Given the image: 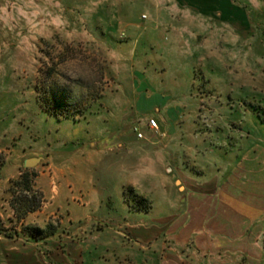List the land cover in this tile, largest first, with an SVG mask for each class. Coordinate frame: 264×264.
<instances>
[{
    "label": "rangeland",
    "instance_id": "rangeland-1",
    "mask_svg": "<svg viewBox=\"0 0 264 264\" xmlns=\"http://www.w3.org/2000/svg\"><path fill=\"white\" fill-rule=\"evenodd\" d=\"M184 100L186 110L168 109ZM179 118L225 140L221 153L250 154L264 172V0H0V168L7 158L39 159L32 168L21 161L6 202L40 200L44 223L32 215L23 224L52 232L22 239L28 247L0 245V264L166 260L168 224L152 222L166 210H153L149 197L128 186L126 208L109 198L77 202L104 176H95L90 155L116 152L124 138L134 140V128L150 136L149 119L159 126ZM66 159L81 181L74 203L55 211L38 184L54 187L46 167ZM25 170L28 190L12 185ZM0 214L5 228H22Z\"/></svg>",
    "mask_w": 264,
    "mask_h": 264
},
{
    "label": "crops",
    "instance_id": "crops-1",
    "mask_svg": "<svg viewBox=\"0 0 264 264\" xmlns=\"http://www.w3.org/2000/svg\"><path fill=\"white\" fill-rule=\"evenodd\" d=\"M172 106L168 109H187L185 100L174 101ZM159 126L161 132L156 135L147 128L150 136L124 138L117 144L116 152L113 147L107 149L110 155H90L88 161L97 167L95 176L101 170L104 176L94 178L86 191H80L78 199L84 202H77L78 206L88 207L92 201L103 203L102 198H109L126 208L129 196L125 189L129 186L136 195L149 197L153 210H166L152 220L155 224H168L167 243L172 252L160 264H261L262 167L251 162L250 154L241 157L234 151L221 153L218 147L223 148L225 140L202 135L197 131L201 127L198 122L179 118L167 123L162 119ZM7 159L0 168V209L13 217L5 190L10 180L19 176L21 161L24 166L26 159L24 156ZM72 165L67 159L56 166L48 165L46 169L52 168L56 175V184L51 187L53 177L54 182L46 186L38 184L55 211H63L70 201L74 203L70 193L81 180L71 170ZM102 182L111 184L110 189L98 187ZM44 207L27 215L24 224L30 222L32 215L31 222L44 223L47 218ZM19 242L28 247L22 239L14 241L0 236V245Z\"/></svg>",
    "mask_w": 264,
    "mask_h": 264
},
{
    "label": "trees",
    "instance_id": "trees-1",
    "mask_svg": "<svg viewBox=\"0 0 264 264\" xmlns=\"http://www.w3.org/2000/svg\"><path fill=\"white\" fill-rule=\"evenodd\" d=\"M33 183L34 182L33 180H31V175L28 172V170H25L23 173H21L18 179L12 181L13 186H15L16 188L23 187L25 190H28L31 187L34 188ZM9 205L13 210V217L16 220L20 221V226L22 228L20 230H18V227H13L11 229H8L5 228L0 221V236H3L6 239L14 240V241L19 239H23V240L25 239V241H30L31 239H33L34 241H39V240H43L49 235H52L51 231L50 232L46 231L43 233L39 229L23 224V220L28 214L33 213L37 211L39 208H41L40 200H35L34 198L31 200L18 198L17 200H13L9 202Z\"/></svg>",
    "mask_w": 264,
    "mask_h": 264
},
{
    "label": "built area",
    "instance_id": "built-area-1",
    "mask_svg": "<svg viewBox=\"0 0 264 264\" xmlns=\"http://www.w3.org/2000/svg\"><path fill=\"white\" fill-rule=\"evenodd\" d=\"M147 127H148V129H150L153 132H157L159 130L158 123L154 119H149L147 121ZM134 132H135L137 138H143L142 133L139 132L137 128H134Z\"/></svg>",
    "mask_w": 264,
    "mask_h": 264
},
{
    "label": "water",
    "instance_id": "water-1",
    "mask_svg": "<svg viewBox=\"0 0 264 264\" xmlns=\"http://www.w3.org/2000/svg\"><path fill=\"white\" fill-rule=\"evenodd\" d=\"M39 162V159H27L24 163L25 168H32Z\"/></svg>",
    "mask_w": 264,
    "mask_h": 264
}]
</instances>
